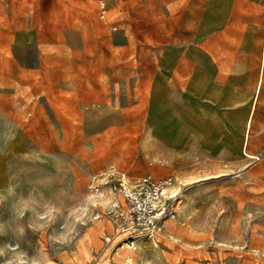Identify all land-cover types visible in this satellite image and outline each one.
<instances>
[{
  "label": "rangeland",
  "instance_id": "obj_1",
  "mask_svg": "<svg viewBox=\"0 0 264 264\" xmlns=\"http://www.w3.org/2000/svg\"><path fill=\"white\" fill-rule=\"evenodd\" d=\"M160 1L0 0V264L117 262L105 213L122 200L87 185L135 154L134 82L170 23L150 13ZM185 166L172 176L181 221L138 243L132 264H264V154Z\"/></svg>",
  "mask_w": 264,
  "mask_h": 264
},
{
  "label": "crops",
  "instance_id": "obj_2",
  "mask_svg": "<svg viewBox=\"0 0 264 264\" xmlns=\"http://www.w3.org/2000/svg\"><path fill=\"white\" fill-rule=\"evenodd\" d=\"M150 13L170 23L134 82L142 105L136 151L127 166L121 152V163L102 170L165 179L196 160L264 154V0H164ZM169 193L179 196L180 219L164 227L182 219V190Z\"/></svg>",
  "mask_w": 264,
  "mask_h": 264
},
{
  "label": "built area",
  "instance_id": "obj_3",
  "mask_svg": "<svg viewBox=\"0 0 264 264\" xmlns=\"http://www.w3.org/2000/svg\"><path fill=\"white\" fill-rule=\"evenodd\" d=\"M107 9L103 1L98 3V15L104 19ZM173 179H155L150 175L128 180L125 173L115 166L91 176L87 191L91 197H102L107 188L122 200L121 204L111 203L105 215L115 221L116 233L120 239L108 252V258L114 263L132 264V253L137 250L135 242L157 243L164 225L168 221L180 219V200L178 194H171ZM101 214L93 215L100 220ZM103 264V263H102Z\"/></svg>",
  "mask_w": 264,
  "mask_h": 264
},
{
  "label": "bare ground",
  "instance_id": "obj_4",
  "mask_svg": "<svg viewBox=\"0 0 264 264\" xmlns=\"http://www.w3.org/2000/svg\"><path fill=\"white\" fill-rule=\"evenodd\" d=\"M138 243H142V242H141L140 240H137V241L135 242V245L137 246ZM137 248H138V246H137ZM103 264H107V263H103Z\"/></svg>",
  "mask_w": 264,
  "mask_h": 264
}]
</instances>
